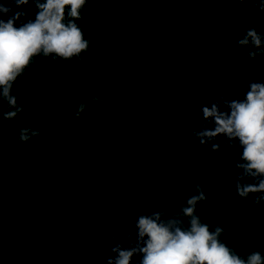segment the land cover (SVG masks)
I'll return each instance as SVG.
<instances>
[{"label": "trees", "instance_id": "1", "mask_svg": "<svg viewBox=\"0 0 264 264\" xmlns=\"http://www.w3.org/2000/svg\"><path fill=\"white\" fill-rule=\"evenodd\" d=\"M0 2L5 22L34 20L32 4ZM76 23L87 52L34 57L12 88L26 113L3 119L0 101V264H107L117 244L135 245L140 214L179 213L197 185L201 222L242 258L264 257V202L234 186L239 142L191 133L214 128L202 107L264 84V53L237 43L248 28L264 37L258 0H86ZM24 128L40 134L21 142Z\"/></svg>", "mask_w": 264, "mask_h": 264}, {"label": "clouds", "instance_id": "2", "mask_svg": "<svg viewBox=\"0 0 264 264\" xmlns=\"http://www.w3.org/2000/svg\"><path fill=\"white\" fill-rule=\"evenodd\" d=\"M17 8L32 4L34 20H28L21 26H14L26 15L19 11L6 22L0 18V101H6L9 111L2 113L3 119H15L27 109L18 105L12 94L14 82L24 75L34 57L43 55L47 58L69 61L87 52L89 41L83 36L76 21L81 18V9L86 0H7ZM207 2V0H202ZM217 2L246 3L252 0H217ZM259 10L264 12V0H258ZM66 9L68 11L66 12ZM251 11V9H249ZM12 9L0 2V16L11 13ZM264 37L255 28L244 30L243 37L237 41L240 47H251L250 59H256L261 50ZM92 102L102 103L98 97ZM221 106L227 111H221ZM2 108V104H0ZM86 105L78 106L76 117L84 112ZM203 119L214 123L213 129L205 127L200 132H191L200 144L223 136L229 141H238L242 148L241 162L235 163L239 173L234 184L236 194L245 199L255 196L254 204L264 202V84L250 83L243 100L225 101L221 99L211 107H202ZM19 140L27 142L38 136V130L24 128L19 130ZM213 144L211 151L219 149ZM246 179L253 182L244 183ZM259 194V195H256ZM207 199L203 188L195 186V194L187 198L179 213L168 217L163 212L152 215L140 214L136 220L137 241L129 248L121 244L110 251L115 259L107 264H130L134 256H140L139 264H264L260 252H252L246 258L237 255L233 249L220 240L223 228L214 230L201 222L196 215L198 202ZM123 215L121 219H123ZM188 221L185 227L184 221ZM115 239V237H111ZM131 241L132 237H126Z\"/></svg>", "mask_w": 264, "mask_h": 264}]
</instances>
